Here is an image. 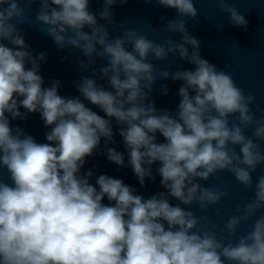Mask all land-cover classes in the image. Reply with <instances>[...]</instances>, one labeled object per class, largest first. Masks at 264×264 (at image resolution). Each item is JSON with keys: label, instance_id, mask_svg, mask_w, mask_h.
I'll return each mask as SVG.
<instances>
[{"label": "clouds", "instance_id": "1", "mask_svg": "<svg viewBox=\"0 0 264 264\" xmlns=\"http://www.w3.org/2000/svg\"><path fill=\"white\" fill-rule=\"evenodd\" d=\"M36 2L39 30L58 48L80 49L88 58L87 63L79 62L82 68L96 63L93 55L106 60L99 73L111 91L87 77L75 86L80 96L121 126L119 135L139 184L145 185V177L155 179L151 166L159 162L156 171L167 194L145 199L121 179L104 174L95 181L97 189L89 182L91 171L78 175L102 137L114 142L112 121L79 97L59 95V80L42 87L37 59L26 50L21 35L27 9L18 0H0V168L12 182L10 186L0 181V264H264V215L235 242L224 243L210 230L214 224L207 217L169 203L171 196L207 211L228 192L202 186L199 180L226 170L250 189L252 173L264 164V150L245 132L252 127V136L264 141V117L257 118L250 108L254 95H245L230 74L200 55V41L186 28L187 19L199 16L193 0H155L176 10L180 18L170 20L161 32L181 33L180 43L171 37L156 43L134 29L110 39L108 28L89 11V0H28L30 6ZM127 2L104 0L98 15L114 23L110 7ZM217 3L220 11L230 14L233 26L247 30L248 21L233 4ZM186 45L192 47L191 55ZM170 52L189 60L194 70L157 71L149 57L163 61ZM44 59L41 53L39 60ZM158 76L184 82L175 115L158 112L150 101ZM21 107L39 112L50 127L48 143H37L20 127H10L6 113L15 120L22 116ZM157 133L164 143L157 141ZM107 159L124 166L123 153L114 148H107ZM105 197L114 205L102 203ZM254 197L243 206L242 215L225 222L229 237L264 208V175L255 183Z\"/></svg>", "mask_w": 264, "mask_h": 264}]
</instances>
